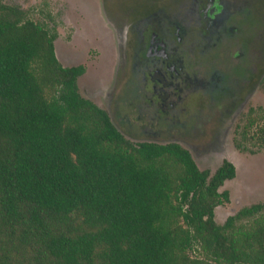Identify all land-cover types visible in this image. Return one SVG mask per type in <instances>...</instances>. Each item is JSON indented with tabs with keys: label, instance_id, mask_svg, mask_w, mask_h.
I'll return each instance as SVG.
<instances>
[{
	"label": "trees",
	"instance_id": "16d2710c",
	"mask_svg": "<svg viewBox=\"0 0 264 264\" xmlns=\"http://www.w3.org/2000/svg\"><path fill=\"white\" fill-rule=\"evenodd\" d=\"M55 38L0 0V264H264V202L215 221L235 166L131 141L81 96L84 68L59 62ZM236 135L264 149V106Z\"/></svg>",
	"mask_w": 264,
	"mask_h": 264
},
{
	"label": "rangeland",
	"instance_id": "374dc122",
	"mask_svg": "<svg viewBox=\"0 0 264 264\" xmlns=\"http://www.w3.org/2000/svg\"><path fill=\"white\" fill-rule=\"evenodd\" d=\"M172 1L6 0L24 11L26 17L51 28L56 34L54 46L59 62L65 67L84 68L77 80L81 96L107 110L114 124L126 135L129 132L118 115L127 96L123 94L125 84H122L126 62L121 48L125 35L139 15ZM246 1L255 3V7L249 14L248 22L252 21L251 28L246 29L249 35H244L247 53L234 61L247 67L239 87L230 96L214 101V118H209V100L194 109V114L199 115L195 114L185 129L174 128L161 137L164 141H182L201 170L213 171L223 160L235 166V177L222 187L229 192L230 201L214 210L218 224L243 207L264 202V149L247 145L245 150H238V135L232 132L236 107L264 73V0ZM251 96L250 107L264 106V82Z\"/></svg>",
	"mask_w": 264,
	"mask_h": 264
},
{
	"label": "flooded vegetation",
	"instance_id": "af4514ba",
	"mask_svg": "<svg viewBox=\"0 0 264 264\" xmlns=\"http://www.w3.org/2000/svg\"><path fill=\"white\" fill-rule=\"evenodd\" d=\"M253 7L255 3L246 0H173L139 15L121 48L127 96L118 115L130 136L120 131L135 143L184 147L182 141L161 137L171 129H185L197 114L194 109L209 100V118H214V101L239 87L247 67L234 61L247 53L244 35L252 26L248 20ZM262 82L264 73L236 107L232 132L251 108V95Z\"/></svg>",
	"mask_w": 264,
	"mask_h": 264
}]
</instances>
